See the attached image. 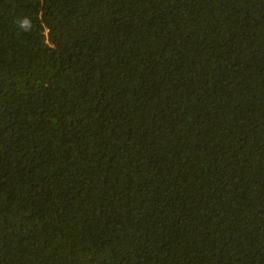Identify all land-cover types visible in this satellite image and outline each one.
Returning <instances> with one entry per match:
<instances>
[{
    "label": "trees",
    "instance_id": "1",
    "mask_svg": "<svg viewBox=\"0 0 264 264\" xmlns=\"http://www.w3.org/2000/svg\"><path fill=\"white\" fill-rule=\"evenodd\" d=\"M0 264H264V0H0Z\"/></svg>",
    "mask_w": 264,
    "mask_h": 264
}]
</instances>
